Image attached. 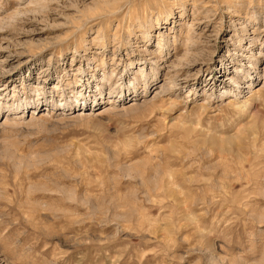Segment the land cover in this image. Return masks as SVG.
Instances as JSON below:
<instances>
[{
    "label": "rangeland",
    "instance_id": "1",
    "mask_svg": "<svg viewBox=\"0 0 264 264\" xmlns=\"http://www.w3.org/2000/svg\"><path fill=\"white\" fill-rule=\"evenodd\" d=\"M0 264H264V0H0Z\"/></svg>",
    "mask_w": 264,
    "mask_h": 264
},
{
    "label": "bare ground",
    "instance_id": "2",
    "mask_svg": "<svg viewBox=\"0 0 264 264\" xmlns=\"http://www.w3.org/2000/svg\"><path fill=\"white\" fill-rule=\"evenodd\" d=\"M235 85H238L237 87H241V86L239 85V83H237V84L235 83Z\"/></svg>",
    "mask_w": 264,
    "mask_h": 264
}]
</instances>
